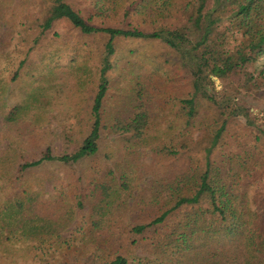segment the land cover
<instances>
[{
    "label": "trees",
    "instance_id": "trees-1",
    "mask_svg": "<svg viewBox=\"0 0 264 264\" xmlns=\"http://www.w3.org/2000/svg\"><path fill=\"white\" fill-rule=\"evenodd\" d=\"M125 1L97 0L98 9L105 10L104 6L111 11L124 8ZM175 2L130 0L126 9L137 7L138 11H142L149 8L153 13L168 16L177 5ZM181 2L183 5L178 7L185 17L184 23L178 26L180 28L176 26L145 33L134 28L95 27L66 0H52L39 23V33L34 42L58 19L67 20L84 34L105 32L108 40L105 43L106 55L97 69L96 90L90 102L89 130L75 150L53 155L46 147L39 158L18 163H14L10 153H7L14 151L11 145L0 150V243L11 246L17 242L23 246L17 249L28 256L31 252L29 259L22 264H264L262 210L249 207L245 192L234 194L233 184L225 189V185L226 188L228 185L223 182L221 169L215 164L216 160L211 159L213 149L220 142L228 124L237 114L238 120L240 117L246 123V114L238 113L234 101L224 104L212 95L206 85L213 76L232 86L234 93L241 90L246 95L264 94V0ZM10 4L11 0H0V26L9 20L22 27L23 16L17 19L2 16V11L13 9ZM9 36L0 33V50L9 48ZM118 36L160 38L176 55L173 62L175 73L171 75L166 71L162 81L166 84L165 90L158 94L163 95L164 105L159 107L166 108L169 117L168 114L151 115L149 94L141 82H136L132 89L126 110L122 109L116 115H105L102 109L108 99H115L114 103L121 105V97L113 99L107 95V72L113 66L107 56L113 53L111 41ZM23 64L24 59L18 61L11 79L16 78ZM181 72L183 75H180ZM2 80L0 77V89ZM203 103L215 110L206 120L208 124L204 119L199 120L201 112L207 108ZM26 107L29 108L27 104H14L5 112L2 124L6 133L16 131ZM247 124L246 135L252 141L244 144L238 140L236 158L240 163L238 180L251 185L259 180L264 181V176L259 175L260 168L264 172V152L260 150L259 127L251 122ZM193 128L204 131L208 140L202 149L201 159L196 163L193 161V165L182 162V171L171 179L161 178L159 185L150 187L152 199L159 202L156 213L149 221L130 226L127 231L132 236H127L123 241H112L109 234L102 236V233L112 230L111 215L120 208V193L128 190L130 178L127 173H120L118 179H114L108 171V176L104 174L88 181L87 192L83 196L79 194L76 199L79 206L83 199L86 201L84 223L82 220L74 222L71 232H75V235L67 237L61 232L73 221L71 209L57 204L56 199L52 203L44 200L39 191H34L35 183L25 175L42 161L71 164L94 155L103 130L115 132V143H123L124 147L132 149L145 144L146 139L169 138V141H163L158 146V154L174 157L190 147L191 140L187 138ZM3 132L0 130V141ZM183 158L188 161L187 157ZM240 170H252L259 174L254 177L253 172H248L242 177ZM148 227L152 229L146 230ZM146 231L152 257L131 255L129 250L139 245L138 239H142L138 235ZM120 248H124L125 253L118 251ZM12 258H15L14 255L0 245V264H14Z\"/></svg>",
    "mask_w": 264,
    "mask_h": 264
},
{
    "label": "rangeland",
    "instance_id": "rangeland-1",
    "mask_svg": "<svg viewBox=\"0 0 264 264\" xmlns=\"http://www.w3.org/2000/svg\"><path fill=\"white\" fill-rule=\"evenodd\" d=\"M175 1L177 5H174L170 14L163 16L153 13L149 8L142 11H138L137 7L127 10L130 0L125 1L124 8H114L115 10L112 11L106 9V6H104L105 10H99L97 0H66L95 27L134 28L145 33L164 28L172 29L176 26L180 28L178 26L184 23L185 16L178 6L183 5V2ZM51 3L52 0H11L10 5L13 9L1 13L5 19L8 16L14 19L23 16L24 19L22 27L12 24L9 20L4 21L0 26V33L10 34V38L7 39L9 48L0 50V77L3 79L0 89V130L4 131L0 150L11 145L14 151L7 153H10L14 163L37 159L46 147H49L53 155L73 152L89 130V107L96 90L97 69L100 60L106 55L105 43L108 34L101 31L84 34L67 20L58 19L38 36L37 42H34L33 39L39 33V23ZM111 43L113 53L109 54L107 59L113 63V66L107 72L109 83L107 95L113 99L121 97L119 99L121 105L118 102L114 103L115 99H108L102 109L105 115H116L120 110H126L132 89L141 82L149 94L148 107L151 115L156 113L167 116L168 114L169 117V111L166 108L161 109L164 106L163 95L158 94H162L165 90L166 84L162 81H164L163 75L167 74L166 71L168 70L171 75L175 73L173 62L176 60V55L171 53V49L160 38L118 36L114 37ZM1 46L2 43L0 48ZM146 57L147 60H144ZM21 59H24V64L19 68L16 78L11 79L12 72ZM180 75L183 73L181 72ZM206 85L212 95L222 100L224 104L234 101L238 106V113L246 114L247 120L246 123L240 117L238 120V114L234 117L220 142L213 149L211 159H215V164L221 169L223 182L228 185V188L226 185L224 188L229 189L233 184L234 194L245 192L249 207L262 210L260 212L264 216V203H262L264 181L259 180L249 185L246 181L238 180L239 162L236 158L238 140L244 144L252 141L248 139L251 137L246 135L248 122L259 127L260 150L264 152V94L246 95L241 90L234 93L232 86L213 76ZM14 104H27L29 108L23 109L16 131L8 134L4 130L2 117ZM161 104L162 107H159ZM205 106L207 108L201 112L202 117H199V120L204 119L208 124L206 120L215 110L213 107H208L211 105ZM151 129L153 130V124ZM238 131H240L239 137ZM116 136L115 132L103 130L98 140V150L94 155L71 164L53 160L42 161L25 173L29 181L35 183L34 191H39L44 200L47 199L52 203L51 201L56 199L57 204L71 209L73 221L71 220L61 232L64 237L75 235V232H71L75 226L74 222L78 223L82 220L84 223L87 212L86 201L83 199L82 205H77L78 195L85 194L88 181L97 179L100 175L108 176L110 171V176L114 179H118L120 173H127L130 179L128 190L120 193L119 199L122 201L118 204L120 208L118 207L111 215L113 227L109 228L112 230L104 231L102 236L109 234L115 242L126 240L127 236H132L127 231L130 226L147 222L156 213L159 202L157 199H152L150 187L159 185L161 178L171 179L182 171V162L193 165L194 162L199 161L202 149L208 143L204 131L193 128L187 138L191 140L190 147L182 150L183 155L181 151V154L169 157L161 156L157 150L158 146L162 145L163 141H169V138L146 139L145 144L132 149L124 147L123 143H115ZM178 156L181 158H177ZM183 156L187 157L188 161ZM253 160L255 161L254 158ZM14 169L16 170L15 165ZM248 172L240 170L239 174L244 177ZM252 172L251 170L250 173ZM259 173L254 171V177L258 174L264 176L261 168ZM151 229L148 227L146 230ZM147 235V231L138 235L142 239H138L139 245L129 250L131 255L149 259L152 257ZM0 245L14 255L15 258H12L14 264H22L31 255V252L28 256L21 249H17L22 246L17 242L11 246L3 243ZM118 251L125 253L124 248Z\"/></svg>",
    "mask_w": 264,
    "mask_h": 264
}]
</instances>
